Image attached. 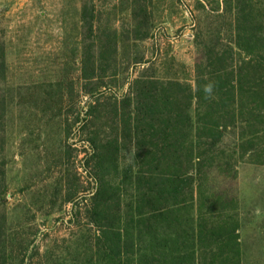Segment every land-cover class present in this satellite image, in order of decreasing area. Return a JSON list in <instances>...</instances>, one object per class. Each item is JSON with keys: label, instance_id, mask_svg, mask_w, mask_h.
I'll return each instance as SVG.
<instances>
[{"label": "rangeland", "instance_id": "obj_1", "mask_svg": "<svg viewBox=\"0 0 264 264\" xmlns=\"http://www.w3.org/2000/svg\"><path fill=\"white\" fill-rule=\"evenodd\" d=\"M0 264H264V0H0Z\"/></svg>", "mask_w": 264, "mask_h": 264}]
</instances>
